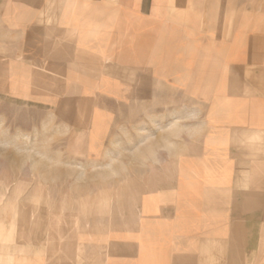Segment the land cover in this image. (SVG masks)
Instances as JSON below:
<instances>
[{"label":"crops","instance_id":"1","mask_svg":"<svg viewBox=\"0 0 264 264\" xmlns=\"http://www.w3.org/2000/svg\"><path fill=\"white\" fill-rule=\"evenodd\" d=\"M263 217L264 8L0 0V264H222Z\"/></svg>","mask_w":264,"mask_h":264},{"label":"rangeland","instance_id":"2","mask_svg":"<svg viewBox=\"0 0 264 264\" xmlns=\"http://www.w3.org/2000/svg\"><path fill=\"white\" fill-rule=\"evenodd\" d=\"M248 1L264 8V0ZM247 228L249 231L237 234L236 248L222 250V264H264V217L253 218Z\"/></svg>","mask_w":264,"mask_h":264}]
</instances>
